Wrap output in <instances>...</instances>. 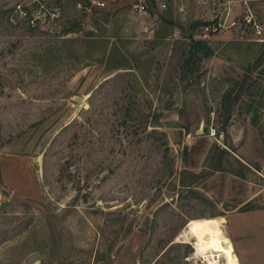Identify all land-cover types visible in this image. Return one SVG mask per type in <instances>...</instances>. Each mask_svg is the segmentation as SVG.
I'll return each mask as SVG.
<instances>
[{"label": "rangeland", "instance_id": "rangeland-1", "mask_svg": "<svg viewBox=\"0 0 264 264\" xmlns=\"http://www.w3.org/2000/svg\"><path fill=\"white\" fill-rule=\"evenodd\" d=\"M163 1L0 0V204L24 228L0 264H203L193 221L264 207V3L260 34L202 37L194 0ZM190 38L212 56L186 89Z\"/></svg>", "mask_w": 264, "mask_h": 264}, {"label": "crops", "instance_id": "crops-1", "mask_svg": "<svg viewBox=\"0 0 264 264\" xmlns=\"http://www.w3.org/2000/svg\"><path fill=\"white\" fill-rule=\"evenodd\" d=\"M167 1L170 6L171 4H177V9L170 8L174 15H180L179 8L182 5H180L179 2L181 0ZM214 2L217 3V0H207L205 5L201 8L196 7L198 9V18L202 22L212 18L215 6ZM150 3L157 9V4H164V1L154 0ZM157 11L159 10L157 9ZM171 11L170 17L172 14ZM166 13L168 14L169 11ZM161 23L163 22L161 21ZM169 25L171 24L168 23V28H171ZM223 223L225 225V236L232 246L237 264H264V207L251 210L237 209L231 211L223 217Z\"/></svg>", "mask_w": 264, "mask_h": 264}, {"label": "trees", "instance_id": "trees-1", "mask_svg": "<svg viewBox=\"0 0 264 264\" xmlns=\"http://www.w3.org/2000/svg\"><path fill=\"white\" fill-rule=\"evenodd\" d=\"M57 32H64V33H69V28L67 30H65V28H62L59 24L56 26V30ZM264 49L259 52L258 55V62L261 61L262 58H264ZM261 55V56H260ZM212 56V50L210 49V47H208L203 41L200 40H193V39H189V42L187 44L186 50L183 51L178 58V80L181 82L185 83V88H189L191 87L193 84H195L196 79H198V77H200L203 72L199 73L196 76H194V74L196 72H198L199 69V63L201 60L208 58ZM261 57V58H259ZM259 76L264 75V66L259 70L258 72ZM192 79V81H191ZM228 78L223 79L224 82H226ZM245 77H243L242 82L240 84V86L237 88V94H239L240 92L243 91L244 88V82H245ZM230 82L232 81L231 79H228ZM228 81V82H229ZM189 83V84H187ZM237 82H234L232 86H230V90L226 89V92L223 94V96L221 97V105L220 108L223 109L224 114H225V122L224 124L221 125V131H223L224 127H225V123L227 120H229V111H230V101L231 100H235L237 98V96L233 99L230 98V94L232 92V89L235 88V86L237 85ZM102 83H100L96 89H98L99 87H101ZM248 91L246 93H251V91L249 89H244V91ZM263 93H264V88L262 89ZM91 97V96H90ZM90 106H88L87 111H89ZM168 110V108H166L164 111ZM131 111V109H125L124 112V117L127 118L128 117V113ZM154 127V126H153ZM157 127V126H155ZM157 130L152 129L150 130V132L155 133ZM161 133V132H158ZM207 134V130L205 132ZM193 184V182H192ZM183 186V185H182ZM184 187H188V186H184ZM19 205H21L20 203H18ZM6 206L7 204H0V247L4 246L6 244V242L8 241L6 239V234L7 231H15V233H20L24 228H16L18 226H22V218H18V216H16V214H12L13 216H8V213L6 211ZM242 210H247V209H242ZM15 222H17L15 224ZM4 264V263H2Z\"/></svg>", "mask_w": 264, "mask_h": 264}, {"label": "built area", "instance_id": "built-area-1", "mask_svg": "<svg viewBox=\"0 0 264 264\" xmlns=\"http://www.w3.org/2000/svg\"><path fill=\"white\" fill-rule=\"evenodd\" d=\"M154 0H138L134 5V10L141 16L148 17V3ZM196 5L204 6L207 0H194ZM218 7L213 11L212 18L204 21L200 26L202 37L218 34L224 30L230 32L251 30L255 34H260L262 31L261 26L256 23L254 18L255 2L264 3V0H217ZM90 3L95 4L97 7H103V0H90ZM76 8L80 9L79 3ZM157 9L162 11L165 9L164 4H157ZM207 136L217 140L218 135L213 129L207 130Z\"/></svg>", "mask_w": 264, "mask_h": 264}, {"label": "bare ground", "instance_id": "bare-ground-1", "mask_svg": "<svg viewBox=\"0 0 264 264\" xmlns=\"http://www.w3.org/2000/svg\"><path fill=\"white\" fill-rule=\"evenodd\" d=\"M194 245L200 251L203 264H237L232 246L223 233L219 218L192 222Z\"/></svg>", "mask_w": 264, "mask_h": 264}, {"label": "water", "instance_id": "water-1", "mask_svg": "<svg viewBox=\"0 0 264 264\" xmlns=\"http://www.w3.org/2000/svg\"><path fill=\"white\" fill-rule=\"evenodd\" d=\"M73 101L76 103V104H81L82 103V100L80 98H74ZM206 132V129L205 128H201V133H205Z\"/></svg>", "mask_w": 264, "mask_h": 264}]
</instances>
